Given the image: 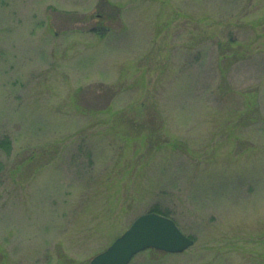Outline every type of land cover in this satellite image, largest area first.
<instances>
[{"label":"rangeland","instance_id":"1","mask_svg":"<svg viewBox=\"0 0 264 264\" xmlns=\"http://www.w3.org/2000/svg\"><path fill=\"white\" fill-rule=\"evenodd\" d=\"M5 137L0 264H91L156 208L195 244L130 264H264V0H0Z\"/></svg>","mask_w":264,"mask_h":264},{"label":"water","instance_id":"2","mask_svg":"<svg viewBox=\"0 0 264 264\" xmlns=\"http://www.w3.org/2000/svg\"><path fill=\"white\" fill-rule=\"evenodd\" d=\"M194 244L195 241L185 235L173 219L159 213H147L139 216L106 251L95 256L91 264H130L137 254L149 249L178 254Z\"/></svg>","mask_w":264,"mask_h":264},{"label":"trees","instance_id":"3","mask_svg":"<svg viewBox=\"0 0 264 264\" xmlns=\"http://www.w3.org/2000/svg\"><path fill=\"white\" fill-rule=\"evenodd\" d=\"M0 148L5 149V150H7V151L10 150V148H11V142H10V139H9L8 137H5V138H3V139L0 141ZM2 166H3V164H2V162L0 161V172H1V170H2ZM152 212L160 213V214H162V215H164V216L169 217L168 214H166V213H162L158 208L154 209Z\"/></svg>","mask_w":264,"mask_h":264}]
</instances>
